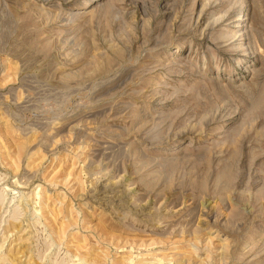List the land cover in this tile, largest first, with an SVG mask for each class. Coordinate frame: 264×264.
<instances>
[{
  "label": "rangeland",
  "instance_id": "rangeland-1",
  "mask_svg": "<svg viewBox=\"0 0 264 264\" xmlns=\"http://www.w3.org/2000/svg\"><path fill=\"white\" fill-rule=\"evenodd\" d=\"M4 256L264 264V0H0Z\"/></svg>",
  "mask_w": 264,
  "mask_h": 264
},
{
  "label": "bare ground",
  "instance_id": "bare-ground-1",
  "mask_svg": "<svg viewBox=\"0 0 264 264\" xmlns=\"http://www.w3.org/2000/svg\"><path fill=\"white\" fill-rule=\"evenodd\" d=\"M11 246V245H10ZM9 255V254H8ZM2 256V255H1ZM6 256V255H5ZM0 257V263L2 262H6L7 264H10L11 263V260H10V257ZM23 261V260H22ZM15 262V261H14Z\"/></svg>",
  "mask_w": 264,
  "mask_h": 264
}]
</instances>
